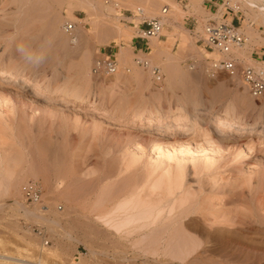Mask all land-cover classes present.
<instances>
[{
  "label": "rangeland",
  "instance_id": "1",
  "mask_svg": "<svg viewBox=\"0 0 264 264\" xmlns=\"http://www.w3.org/2000/svg\"><path fill=\"white\" fill-rule=\"evenodd\" d=\"M170 2L169 33L152 48L137 37L135 8L156 18ZM176 6L0 0V73L17 75L12 83L0 74V167L21 178L17 190L0 191V264H264V100L208 72L196 38L174 23ZM120 48L130 59H118ZM105 55L116 60L114 74L95 68ZM29 182L55 233L14 206L33 211L21 192ZM127 196L158 207L149 217L157 225L118 236L96 222L94 213Z\"/></svg>",
  "mask_w": 264,
  "mask_h": 264
},
{
  "label": "built area",
  "instance_id": "2",
  "mask_svg": "<svg viewBox=\"0 0 264 264\" xmlns=\"http://www.w3.org/2000/svg\"><path fill=\"white\" fill-rule=\"evenodd\" d=\"M167 11V6H164L161 15L156 18H142L143 12L137 11L139 18L142 19L138 25L140 34L137 37L145 41L156 36L159 37L163 29L162 20ZM72 29L73 24H66L65 33H71ZM195 44L207 55L208 72H224L229 77L241 82L253 100H264V67L243 65L240 60L233 57L234 52L241 50L245 44V39L237 27L225 21L209 20L203 25L202 32ZM214 53L218 54L220 58H210ZM97 64L100 66L95 68L103 69L106 74H114L117 71L116 60L111 56L105 55L102 61ZM153 72L156 74L155 69ZM21 192L26 203L41 204L42 193L37 183L29 182L23 185ZM45 245H48V242H45Z\"/></svg>",
  "mask_w": 264,
  "mask_h": 264
},
{
  "label": "bare ground",
  "instance_id": "3",
  "mask_svg": "<svg viewBox=\"0 0 264 264\" xmlns=\"http://www.w3.org/2000/svg\"><path fill=\"white\" fill-rule=\"evenodd\" d=\"M80 1V0H79ZM235 1H239V2H243L246 6H247V8H249V9H251V11H253V10H257V11H255V12H257V13H259L260 12V15L262 14V16H263V14H264V0H235ZM257 1H258V3H257ZM7 2L9 3V4H14V6H16V7H22L24 4L26 5V3L27 2H29V0H7ZM86 2V1H85ZM174 2V1H173ZM238 2V3H239ZM260 2V3H259ZM32 3V2H31ZM87 3V2H86ZM90 3H91V1H90ZM172 2H170V4H168V5H166L167 6V8L169 9V8H171V6H172V4H171ZM29 4V3H28ZM33 4V3H32ZM174 4V3H173ZM22 5V6H21ZM115 5V4H114ZM157 5V4H156ZM156 5H154V7H156ZM171 5V6H170ZM150 6H153L152 4L150 5ZM158 6V5H157ZM28 7V6H27ZM98 8H100L99 6H97ZM178 6H176V8H177ZM102 8V7H101ZM157 8V7H156ZM18 9V8H17ZM111 9V8H110ZM136 9V12L137 11H142L143 13H144V9H142L141 7H136L135 8ZM21 10V9H20ZM98 10V9H97ZM162 10V9H161ZM179 10V9H178ZM72 11V10H71ZM113 11V10H112ZM169 11V10H168ZM168 11H167V13H168ZM169 12H172L171 10L169 11ZM138 13V12H137ZM136 13V14H137ZM160 13H161V11H160ZM138 15V14H137ZM136 15V16H137ZM71 16V15H70ZM138 17V16H137ZM166 17V16H165ZM264 17V16H263ZM120 18V17H119ZM118 18V19H119ZM138 19V18H137ZM139 20V19H138ZM166 23V22H170L168 19L166 20L165 18H163V20H162V23ZM170 24V23H169ZM118 26V25H117ZM116 26V27H117ZM120 28V27H119ZM121 28H123V27H121ZM129 28V27H128ZM128 28H126V29H128ZM124 29V28H123ZM73 30H74V28H73ZM133 30V29H132ZM120 31V30H119ZM127 32H129L128 30H126ZM121 32V31H120ZM118 33V32H117ZM122 33V32H121ZM127 34V33H126ZM71 36H72V34H70ZM124 36H125V34H124ZM127 36H129V35H127ZM78 38V37H77ZM157 38V36L156 37H153V38H150L149 39V41L151 40V43H153L154 41H153V39H156ZM78 40V39H77ZM153 41V42H152ZM151 43L149 42V44L151 45ZM115 44V43H114ZM155 45V44H154ZM152 46V45H151ZM152 48H153V46H152ZM155 48H156V45H155ZM123 49H125V48H123ZM123 49H119L120 50V54H119V56L120 57H118V59L119 58H121V57H125V59L126 58H129L130 56L128 55V54H130L129 53V51L126 53V51H121V50H123ZM119 53V52H118ZM118 55V54H117ZM126 56H129V57H126ZM130 59V58H129ZM122 60H124V59H122ZM126 62L128 61V60H125ZM125 63V62H124ZM144 64H146L147 66H149V68L151 67V64L150 63H144ZM253 65V64H252ZM259 65V64H258ZM261 65V64H260ZM97 66H100V64H97V62L95 63V67H97ZM263 67H264V64H263ZM81 70H82V68H81ZM150 70V69H149ZM139 71V70H138ZM137 71V72H138ZM140 72V71H139ZM2 76H3V78H7V80H11L10 82H14V83H17V75H16V77H13L10 73H8V74H5V73H0ZM140 76V75H139ZM142 76V75H141ZM118 77V74H115L112 78H113V81L116 79ZM6 79H3L1 82H3V81H5ZM7 80H6V82H7ZM117 80V79H116ZM111 81V80H110ZM111 83H114V82H110L109 84H111ZM32 94H34L35 96H37V95H39L37 92H32ZM54 94L55 95H57V93L56 92H54ZM154 114L155 113H153V112H149V113H147L146 114V116L144 117V119H146V121H147V119H149V118H152L153 116H154ZM145 122V121H144ZM143 122V123H144ZM228 127H229V125L227 124V123H220L219 125H218V128H220V129H222V130H227L228 129ZM159 148L156 146L155 148H154V150H153V155H155V156H157L158 155V153H159ZM243 154V153H242ZM245 155H246V153H244ZM244 156V155H243ZM245 157V156H244ZM5 166V165H4ZM25 170V169H24ZM6 172V171H5ZM23 172V171H22ZM28 172V171H27ZM3 168H2V166L0 167V191L2 190H17L18 189V186H19V184L21 183V178H20V180H18V179H13V180H11V179H9L8 178V176H4L3 175ZM13 173V172H12ZM11 173V174H12ZM5 174V173H4ZM9 174V173H8ZM28 174V173H27ZM32 174H30V176H31ZM33 176V175H32ZM36 176V175H35ZM23 178H25V177H23ZM23 178H22V180H23ZM148 182V181H147ZM148 184H150V183H148ZM146 187V186H145ZM141 188V187H140ZM138 192V191H137ZM139 195H141V194H139ZM137 196V195H136ZM123 197V196H122ZM133 196H130V197H128L127 196V198H125L123 201H119V203L117 202L116 204H114V206H111V208L110 209H107V210H105L106 208H108V207H105V209L103 208V207H101V208H103L104 210H102L101 209V211H98L97 213H94L95 215H96V219H97V223H101V224H103V226L105 225V226H107V227H109L110 229H114L115 230V233H117L116 235H118V236H120V234H122L123 236H128V235H131V234H133L134 232H136V231H144L145 229H147L148 227H149V225L150 224H154V221H155V224L157 223V219H154V221L152 220V221H150L149 220V217H150V215L152 214V212H153V210H156V209H158V207L156 208V209H153V207H152V209H148V208H145V206L143 205V203L144 202H142V200H139V199H136V197H134V198H132ZM138 198V197H137ZM141 199V198H140ZM122 200V199H121ZM19 201V200H18ZM13 203H14V206L16 207V208H20L21 210H23V212H24V216L26 217V216H35V218H37L38 219V221L41 223V225L42 224H45V225H47L48 227L47 228H49V230H51L52 231V233H55V225H57V220H51V221H49V218H47V217H45V215L44 214H46L47 212L45 211V210H43V209H41L40 208V204H37V205H39V206H37V205H35L34 207H33V211H29V209L27 210L22 204H21V201H20V203L19 202H17L15 199H14V201H13ZM114 203V202H113ZM13 206V207H14ZM110 206V205H109ZM41 207H43V206H41ZM155 207V206H154ZM32 210V209H31ZM157 211V210H156ZM155 211V212H156ZM158 212V211H157ZM49 213V212H48ZM58 216V215H57ZM53 217H55V214H54V216ZM52 217V218H53ZM94 218H95V216H94ZM92 221H93V219H92ZM99 221V222H98ZM150 221V222H149ZM59 222V221H58ZM96 223V224H97ZM157 225V224H156ZM101 226V225H100ZM103 228V227H102ZM109 228H107L108 230H109ZM111 231V230H110ZM143 231H142V233H143ZM112 232V231H111ZM110 232V233H111ZM114 232V231H113ZM85 234H86V232H84ZM111 234H113L114 235V233H111ZM67 235V234H66ZM88 235V234H87ZM63 237V236H62ZM67 238V237H66ZM70 238H72L71 236H70ZM69 239V238H68ZM73 239V238H72ZM71 240V239H70ZM29 243V242H28ZM45 244V243H44ZM157 248V247H156ZM156 251H158L157 249H155ZM154 250V251H155ZM88 252H90L91 253V251H88ZM93 252V251H92ZM154 253H156V252H154ZM28 259V258H27ZM26 259V260H27ZM38 259V261H37V264H44V262L42 261V259H41V257H39V258H37ZM1 261V260H0ZM7 262V261H6ZM22 262V263H21ZM23 263H25V264H29L28 262H26L25 260H20V262L18 263V264H23ZM17 264V263H16ZM31 264V263H30Z\"/></svg>",
  "mask_w": 264,
  "mask_h": 264
},
{
  "label": "crops",
  "instance_id": "4",
  "mask_svg": "<svg viewBox=\"0 0 264 264\" xmlns=\"http://www.w3.org/2000/svg\"><path fill=\"white\" fill-rule=\"evenodd\" d=\"M181 9V16L174 23L183 31L191 33L197 40L202 29L198 30L209 20L232 23L242 33L245 44L241 49L243 58L236 56L240 52L235 51L233 57L241 61L243 65L264 64V14L257 10L250 11L239 3L231 7L229 0H173ZM257 11V12H255ZM173 18H170V21ZM168 23H163L166 34L169 33ZM165 37H168L165 35ZM148 45L149 40L147 41ZM134 50L142 51L146 44L139 40H131Z\"/></svg>",
  "mask_w": 264,
  "mask_h": 264
}]
</instances>
